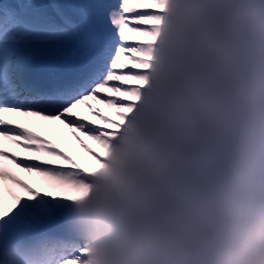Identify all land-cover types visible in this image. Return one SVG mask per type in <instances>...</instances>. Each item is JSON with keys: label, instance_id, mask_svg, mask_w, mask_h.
Returning <instances> with one entry per match:
<instances>
[{"label": "clouds", "instance_id": "1", "mask_svg": "<svg viewBox=\"0 0 264 264\" xmlns=\"http://www.w3.org/2000/svg\"><path fill=\"white\" fill-rule=\"evenodd\" d=\"M147 91L75 209L82 264H264V0H166Z\"/></svg>", "mask_w": 264, "mask_h": 264}, {"label": "snow or ice", "instance_id": "2", "mask_svg": "<svg viewBox=\"0 0 264 264\" xmlns=\"http://www.w3.org/2000/svg\"><path fill=\"white\" fill-rule=\"evenodd\" d=\"M165 4L0 0V264H82L75 209L142 103ZM20 117L58 122L80 158Z\"/></svg>", "mask_w": 264, "mask_h": 264}, {"label": "bare ground", "instance_id": "3", "mask_svg": "<svg viewBox=\"0 0 264 264\" xmlns=\"http://www.w3.org/2000/svg\"><path fill=\"white\" fill-rule=\"evenodd\" d=\"M95 2V0H55V2L60 3V4H71L74 2H81V3H88V2ZM10 2H14V0H10ZM97 107H101L103 108L102 105H96ZM77 111L80 113V115L87 117L88 119H91V116L89 115V113L83 109V108H79L77 109ZM104 111L107 113L108 110L104 109ZM19 119H21V121L28 127H32L34 130L40 131L42 135H47L49 136V138L55 140L56 142L62 144V146H64L68 151H70L72 154H74V156H76L78 159L80 158V149L79 146L75 144V142L71 139L67 129L63 128L62 125H59L58 122L54 125H51L45 129H40L36 126V124H34L33 122L29 121L26 118L20 117ZM86 139V138H85ZM86 142L90 145L95 147V145L93 144L92 141H88L86 140ZM18 174L28 183L32 184L34 187H41L38 183H37V179L36 177L30 176L27 173H23V172H19Z\"/></svg>", "mask_w": 264, "mask_h": 264}, {"label": "rangeland", "instance_id": "4", "mask_svg": "<svg viewBox=\"0 0 264 264\" xmlns=\"http://www.w3.org/2000/svg\"><path fill=\"white\" fill-rule=\"evenodd\" d=\"M70 152V151H69ZM71 153V152H70ZM72 154V153H71ZM72 155H74V154H72ZM76 157V156H75Z\"/></svg>", "mask_w": 264, "mask_h": 264}]
</instances>
